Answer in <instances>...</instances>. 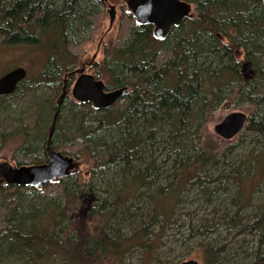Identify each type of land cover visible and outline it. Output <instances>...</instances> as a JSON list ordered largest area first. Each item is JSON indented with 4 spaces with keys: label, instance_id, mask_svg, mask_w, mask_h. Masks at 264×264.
I'll return each mask as SVG.
<instances>
[{
    "label": "trees",
    "instance_id": "obj_1",
    "mask_svg": "<svg viewBox=\"0 0 264 264\" xmlns=\"http://www.w3.org/2000/svg\"><path fill=\"white\" fill-rule=\"evenodd\" d=\"M186 1L192 13L162 39L123 10L117 38L89 69L105 90L126 86L128 92L97 109L68 94L58 101L64 79L66 89L75 79L79 46L97 31L103 0H0V48L20 46L42 59L37 75L0 100L47 90L34 102L31 125L0 121V152L12 140L18 166L45 163L57 112L52 148L87 165L85 178L74 169L39 188L0 183V264H113L130 242L167 220L162 200L176 199L182 184L225 190L220 179L228 175L207 172L214 154L201 144L200 130L227 99L253 106L245 129L264 141V0ZM94 185L102 196L84 206ZM245 193L240 189L232 199L233 214L225 211L221 221L191 231L203 239L196 248L204 264L264 261V207L253 217L241 214ZM219 226L254 246L232 249L219 245L218 236L205 238Z\"/></svg>",
    "mask_w": 264,
    "mask_h": 264
},
{
    "label": "rangeland",
    "instance_id": "obj_2",
    "mask_svg": "<svg viewBox=\"0 0 264 264\" xmlns=\"http://www.w3.org/2000/svg\"><path fill=\"white\" fill-rule=\"evenodd\" d=\"M115 6V18L113 23H109V5ZM103 13L94 36L79 46V62L77 69L84 68V71L93 74L89 69L91 65L98 67L103 61L105 49L113 44L118 36V26L123 10H126L125 0H103L101 5ZM42 59L38 53L27 51L20 46L0 48V76L17 66H23L27 70V77H34L41 69ZM96 69V68H95ZM250 72V68L246 73ZM74 82V81H73ZM71 82L67 87L68 95L71 96ZM47 90L37 88L28 90L20 95H15L5 100H0V121L6 123L17 122L31 125L37 116L34 110V102ZM232 112H243L249 118L253 112L250 104H238L236 100L227 99L217 108L212 110L206 117L202 126L201 144L209 147L214 154L213 165L207 168L211 177H218L222 174L228 177L221 178V187L225 190H218L216 193L200 191L197 186L188 183L182 184L177 190L176 199L173 194L163 198L161 206L170 214L166 221L153 226L151 233L146 237L130 242L126 251L120 257L113 259V264H178L187 260H196L199 264H204L201 259L200 250L197 245L203 241L198 236H191V231L202 228L206 224L213 225L221 221L220 217L225 211L230 214L237 209L232 203V199L240 189L246 191V200L243 201L241 214L253 217L264 207V141H254L252 133L244 128L233 138L223 139L214 132V126L226 115ZM244 134L243 138L241 135ZM240 139H245L241 141ZM198 145L196 148H198ZM15 143L9 140L0 152V183L2 182L1 171L3 164L18 166L13 159ZM197 149L190 151L191 155ZM193 162V161H192ZM198 165H193L192 172ZM87 165L84 161L77 162L75 170L86 177ZM169 174L174 173L173 168H168ZM199 172V171H197ZM175 178V177H174ZM243 178V180H240ZM215 187V184H209ZM102 196V192L97 189V185L89 187L84 195V206L90 205V198L97 199ZM210 196V198H208ZM211 200L207 203V200ZM174 202H176L174 204ZM219 237V245L232 249L241 247L250 251L254 243L248 237V244L236 237L235 233L226 234L222 226L217 232L209 233L206 239L212 240ZM204 238V239H205ZM243 240V239H242ZM239 241L238 245L235 243ZM109 261V260H108ZM21 263V262H20ZM10 264H19L11 262ZM28 264V263H22ZM110 264V261H109Z\"/></svg>",
    "mask_w": 264,
    "mask_h": 264
},
{
    "label": "water",
    "instance_id": "obj_3",
    "mask_svg": "<svg viewBox=\"0 0 264 264\" xmlns=\"http://www.w3.org/2000/svg\"><path fill=\"white\" fill-rule=\"evenodd\" d=\"M125 4L137 23L152 25L154 35L160 39L168 34L171 27L179 25L182 19L188 17L192 10L191 3L185 0H125ZM114 18L115 6L110 4V25ZM216 37L221 42H226V38L221 33H216ZM250 65V62L243 63L242 70L247 72ZM74 73L76 77L70 94L77 102H90L97 109L108 108L128 92L126 86L105 90L104 82L85 72L84 68L77 69ZM26 77L27 70L23 66L14 67L1 75L0 96L13 93L17 85ZM66 94L68 92L64 79L58 106ZM56 113L53 115L45 147L47 161L43 164L21 166L3 164L1 176L5 184L39 188L45 183H52L70 176L76 165L74 158L56 151L51 146ZM247 119V115L243 112H232L214 126V132L223 139H231L244 128ZM178 264H199V262L191 259ZM258 264H264V261Z\"/></svg>",
    "mask_w": 264,
    "mask_h": 264
},
{
    "label": "flooded vegetation",
    "instance_id": "obj_4",
    "mask_svg": "<svg viewBox=\"0 0 264 264\" xmlns=\"http://www.w3.org/2000/svg\"><path fill=\"white\" fill-rule=\"evenodd\" d=\"M185 1H186V0H185ZM185 18H186V17H185ZM182 20H183V19H182ZM182 20H181V21H182ZM171 28H172V27H171Z\"/></svg>",
    "mask_w": 264,
    "mask_h": 264
}]
</instances>
